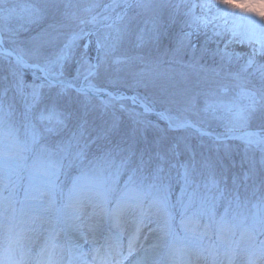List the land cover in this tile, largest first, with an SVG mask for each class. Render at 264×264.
Here are the masks:
<instances>
[{
	"label": "snow or ice",
	"instance_id": "obj_1",
	"mask_svg": "<svg viewBox=\"0 0 264 264\" xmlns=\"http://www.w3.org/2000/svg\"><path fill=\"white\" fill-rule=\"evenodd\" d=\"M9 3L0 0V65L8 62L0 71V227L15 235L19 251L5 248L0 264H125L134 253L131 264H237L241 253L243 264H264V178L248 156L259 153L264 166V0H38L21 9L27 23L49 14L57 20L27 41L19 38L27 31L23 25L11 26L18 13ZM182 7L170 62L191 70L199 90L162 92L155 100L125 96L119 86H140L166 74L158 60L141 53L148 41L160 42L164 24L154 20L149 28L144 20L140 27L136 10L158 18L172 8L168 20L174 24ZM199 34L206 37L201 52L208 41L229 37L217 49L220 63H200L191 42ZM93 36L94 60L77 58L79 41ZM133 37L134 51H121ZM231 44L251 47L243 63L228 51ZM186 49L192 58L185 63L177 57ZM179 75L188 79L189 73ZM117 111L133 121L131 132L117 135ZM152 112L169 130L212 135L189 119L204 113L223 128L214 142L243 141L241 166L248 160V170L233 174L229 183L222 162L198 158L186 137L169 141L161 135L139 147L138 135L156 127L143 119ZM175 184L180 187L173 200ZM128 224L134 231L125 252ZM145 228L159 242L138 249ZM28 232L46 233L30 260L21 245Z\"/></svg>",
	"mask_w": 264,
	"mask_h": 264
},
{
	"label": "rangeland",
	"instance_id": "obj_2",
	"mask_svg": "<svg viewBox=\"0 0 264 264\" xmlns=\"http://www.w3.org/2000/svg\"><path fill=\"white\" fill-rule=\"evenodd\" d=\"M38 0H10L9 7L15 5L17 6V13L18 16L14 17L11 21V26L13 28H16L20 25H23L24 28L27 29V31H21L19 34V38L21 40L27 41L30 37L37 36V33H40L42 29H46L49 24L55 23L57 20V17L52 16L49 14L45 19H43L41 22L36 24H28L27 23V13L22 12L21 9L28 5L36 4ZM179 0H171V3H178ZM83 6V5H81ZM185 8H181L180 12L176 14V23L170 24L169 23V14L174 11L172 8L165 9L158 18L155 16L152 12H144L142 10H136L140 11V27H144L143 21L147 20L148 27L151 28L152 22L154 20H157L159 23H163L166 31L164 32V35L159 43H153L151 41H148L145 46L141 49V53L149 57V59L153 61H159L160 62V70H162L164 73H166L164 76H160L154 80L147 81L145 84H142L140 86L136 87H128L127 85H121L119 86V91L123 93L125 96H131L134 93H139L141 96L148 97L150 100L158 99L162 92H168V93H176L180 94L184 92L186 89L191 91H197L195 87L197 77L195 74L191 73V70L182 68L180 64L177 63H171L172 60V51L175 47V41L177 38V34L181 30V22L184 19L183 12L185 11ZM186 30V29H185ZM210 35V33H209ZM134 37L131 40H126L123 48L121 51H124L125 49L129 51H134L132 44L134 42ZM205 35L199 34L197 36H194L192 38V44L196 47L195 56L199 58V61L201 64L205 66H214V64H218L221 61L220 54L217 52V49L223 50L225 47V44L227 43V40L229 37L221 38H214L211 41L207 42L206 45V51L201 52V48L205 46ZM95 37H86L85 39L79 41V47L76 49V57L79 58L81 55L87 56L89 59H93L96 57V49H95ZM87 44V49L84 48V45ZM27 46V45H25ZM5 47H8V45H5ZM228 51L232 52L234 54H240V60L237 63H243L244 60L247 58L248 54L251 52V47L248 44H231L228 47ZM178 59L182 58V60L186 63L192 58V51L191 49H186L182 54L181 57H177ZM259 59V58H258ZM14 62V61H13ZM8 62L4 61L2 65H0V71H3V69H6ZM74 67V65H73ZM143 65H141L136 70L139 71L140 68H142ZM186 72L189 73L188 79L182 78L179 73ZM203 75V74H201ZM25 79L29 82L32 79L31 71L25 70ZM100 83L103 85V81H100ZM129 83H131V78H129ZM110 91H113L115 89L109 88ZM180 96L177 95V99H179ZM129 106H131L130 102H127ZM204 101L203 98H201L198 101V106L203 107ZM19 106V105H18ZM119 106L117 105V108ZM161 110V105L159 103L156 104V112ZM138 112H143L142 108H139L137 106ZM156 112L152 113H146L143 116V119L147 121H151L153 124L156 125L155 128L149 127L144 132L143 135H138L137 139L139 140V147H143L146 142H151L152 140L156 139L157 137L163 135L167 138V140L171 141L174 140L177 137H186L189 139L192 146L196 149L199 155L202 154L206 157H211L213 159L220 160L225 167L227 171V175L229 178V183H231V177L233 174H237L242 176L245 171L249 168V161L245 160L243 163V166H241V161L245 156L244 153V143L241 140L238 139H232L226 141L224 144H217L214 142V136L215 134H218L223 131V128L219 126V123L215 120H212L210 118H206L204 113H200L199 116L195 115H189V119L193 121L199 127L201 130L211 133L212 135L208 136H201L195 129H188V130H169L167 122L164 120H159L157 118ZM116 115L120 119V130L117 135L124 134L131 132L133 128V121L129 118L127 113L117 111ZM94 117H99V110L93 113ZM7 123H13V118H6ZM100 120H96V124H99ZM95 147V146H94ZM248 156L254 159L256 164V169L259 174V178H264V166H261L260 161V154L255 153L253 154L250 152L248 153ZM248 184L252 183V180L250 179L247 181ZM70 186V185H69ZM179 184H175L173 188V200L175 197L179 194ZM67 190V189H65ZM22 196V192H21ZM222 211V208L220 209ZM179 217H177V223H178ZM134 231V225L128 224L125 228V235L122 237V241L125 245V252L127 251V240H128V234ZM179 231V229H178ZM105 235H107V232H105ZM46 236V233H41L40 235H37L36 233L28 232L25 235V238L21 242V245L23 247L24 252L26 253V257L33 258L35 254L40 250V247L44 243V238ZM145 236H147V239H145ZM75 238V237H74ZM264 238V237H261ZM150 239V240H149ZM64 237L61 236L58 238V242H63ZM158 243L157 235L153 233H149L147 231V228H145L139 240L137 241L136 247L140 249L141 244L144 245L146 243ZM151 245V244H150ZM12 251V253L15 255L19 251V246L16 241V237L14 234H9L6 232L4 227H0V252H2L5 248H9ZM149 247V246H148ZM90 248V243L84 244L85 251H88ZM167 255V249L165 248L160 252L159 258L161 260H164ZM135 258V253L133 254V257L129 259V261H125V264H131V260ZM176 259H179V254H177ZM245 257L244 254L241 253L237 258V264H243Z\"/></svg>",
	"mask_w": 264,
	"mask_h": 264
},
{
	"label": "bare ground",
	"instance_id": "obj_3",
	"mask_svg": "<svg viewBox=\"0 0 264 264\" xmlns=\"http://www.w3.org/2000/svg\"><path fill=\"white\" fill-rule=\"evenodd\" d=\"M149 240H150V239H149ZM150 244H152V242H151V243L148 242V243H146L144 246H145V247H148ZM26 259H30V258L26 257Z\"/></svg>",
	"mask_w": 264,
	"mask_h": 264
}]
</instances>
